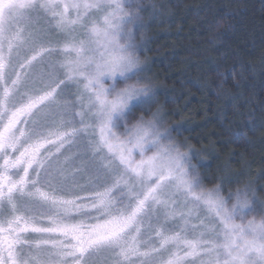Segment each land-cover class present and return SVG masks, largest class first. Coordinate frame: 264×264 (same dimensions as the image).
<instances>
[{
  "label": "snow or ice",
  "instance_id": "1",
  "mask_svg": "<svg viewBox=\"0 0 264 264\" xmlns=\"http://www.w3.org/2000/svg\"><path fill=\"white\" fill-rule=\"evenodd\" d=\"M145 11L140 0H0V264H95L101 253L115 264H264L257 190L224 195L231 175L205 187L198 154L151 112L135 52ZM72 83L75 102L60 103Z\"/></svg>",
  "mask_w": 264,
  "mask_h": 264
},
{
  "label": "trees",
  "instance_id": "2",
  "mask_svg": "<svg viewBox=\"0 0 264 264\" xmlns=\"http://www.w3.org/2000/svg\"><path fill=\"white\" fill-rule=\"evenodd\" d=\"M140 2L135 52L155 92L151 112L198 154L205 187L231 175L224 195L249 186L264 200V0Z\"/></svg>",
  "mask_w": 264,
  "mask_h": 264
},
{
  "label": "rangeland",
  "instance_id": "3",
  "mask_svg": "<svg viewBox=\"0 0 264 264\" xmlns=\"http://www.w3.org/2000/svg\"><path fill=\"white\" fill-rule=\"evenodd\" d=\"M38 19H39L38 26L41 27V28H45L46 29L47 28V21L43 18V16L39 17ZM33 24L34 25L37 24V18H35V17L33 18ZM52 39L53 40L57 39V36H56L55 33L52 34ZM30 54L31 53H29V55ZM59 59H61V57H59V56L45 57V61L44 62L47 63L48 61H57ZM17 70H20L18 65H17ZM57 75H58V78L61 79V80L65 78L62 73L58 72ZM134 82H135L134 80L120 81V82H117L116 88H117V90H119V89L125 87L126 84H130V83H134ZM111 83H112V81H110V80L105 81V86H109ZM77 95H78L77 87H76L75 83H72L69 86L63 88V94L61 96L57 97V99H58V101L60 103H64L65 101H67L69 103H74ZM76 110L79 111L80 110L79 107H77ZM69 111H71V109H69ZM137 117H139V116L135 115V116L131 117L130 121H129V124L131 125L132 123H135ZM160 126H161V128H163L162 125H160ZM171 138H172V136H171ZM172 140L174 142L173 138H172ZM72 151L75 152L76 149H72ZM65 154L67 155L68 153H65ZM80 182L81 183H87L88 182L87 174L80 180ZM110 183H111V180L109 179V184ZM97 190L102 191L103 188H98ZM232 192H235V190L232 191ZM179 210H181V209H177V211H179ZM201 215L203 216V213H201ZM253 215H256V214L255 213L250 214L248 217H246V220L247 219H251ZM256 218L259 219L260 218L259 215H256ZM192 222L196 223L197 221L193 220ZM237 222L238 223L240 222L239 219L237 220ZM147 238L148 237L146 235L141 237V241H142V246L140 248L141 251L147 250L146 247L143 246V242L146 241ZM189 238H191V237H189ZM153 245H157L158 246V242L154 240L153 241ZM173 251H175V249L171 248L168 253L164 254L163 258L167 259L168 255L170 254V252H173ZM181 254H183V253H181ZM92 259L95 262V264H115V260L112 258L111 254H107V253H101L98 256L93 257ZM201 259H205L206 260L207 257L196 258L195 259V264H200V260ZM132 264H141V260L133 257L132 258Z\"/></svg>",
  "mask_w": 264,
  "mask_h": 264
}]
</instances>
